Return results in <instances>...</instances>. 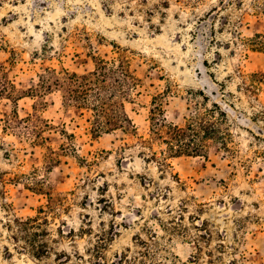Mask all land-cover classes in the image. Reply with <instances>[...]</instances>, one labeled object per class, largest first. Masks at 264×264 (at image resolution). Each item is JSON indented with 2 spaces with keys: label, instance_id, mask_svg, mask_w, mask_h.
Wrapping results in <instances>:
<instances>
[{
  "label": "rangeland",
  "instance_id": "rangeland-1",
  "mask_svg": "<svg viewBox=\"0 0 264 264\" xmlns=\"http://www.w3.org/2000/svg\"><path fill=\"white\" fill-rule=\"evenodd\" d=\"M256 34L264 35V0H0V64L17 89L36 86L50 68L93 70L94 55L115 57L119 45L133 51L141 80L127 103L139 136H148L153 99L164 92L170 122L184 125L217 103L233 135L231 153L210 141L206 155L162 167L144 159L135 136L94 137L88 113L48 93L39 112L53 125L45 135L60 163L46 168V147L19 135L0 144V264H183L193 256L264 264V46ZM36 103L0 96V134L5 113L23 117ZM33 175L42 192L26 188ZM37 215L48 218L34 237L47 243L41 256L15 222Z\"/></svg>",
  "mask_w": 264,
  "mask_h": 264
},
{
  "label": "trees",
  "instance_id": "trees-1",
  "mask_svg": "<svg viewBox=\"0 0 264 264\" xmlns=\"http://www.w3.org/2000/svg\"><path fill=\"white\" fill-rule=\"evenodd\" d=\"M256 35L263 38L258 42L263 47L264 35ZM115 47L117 54L115 57L106 58L95 55L92 57L95 64L93 70L80 73L67 68L61 70L50 68L39 76L36 86L27 90L17 89L16 85L5 75L3 66L0 64V96H6L13 101H18L19 98L25 96L37 98L33 113H27L23 117L17 110L4 114L1 119L0 144L4 146L6 144L3 137L10 134L19 135L33 148L46 147L47 153L44 158L46 168L58 165L60 163L59 153L54 147L47 145L48 138L45 135L53 125L39 112V108L46 105L45 96L58 91L61 93L63 105L78 109L83 114L88 113L87 122L90 124V131L94 137L118 130L126 135L135 136L139 144L147 149V152H142L144 159L148 162H158L162 167H170L168 160L174 157L206 155L210 141L219 143V146L227 153L233 152L229 145L233 142L232 132L223 126L227 114L219 109L217 103H214L213 108L205 107L204 111L197 110L187 118L184 125H179L170 122L165 115L163 109L165 92L157 94L153 99L148 136H139L137 127L127 111V103L133 102L135 96L139 94L141 80L131 67L130 56L133 51L119 45ZM156 146H160L157 151ZM17 149L12 148L11 150L17 152ZM11 150H6L8 155ZM34 176L27 183L26 188L42 192L45 190L44 181ZM13 179L15 181V177H11L10 180ZM48 194L47 209H54V197ZM45 212L44 208L39 209V215ZM47 220V217L38 215L15 220L27 238L31 240L36 256H41L44 248L47 250L45 241L37 244L34 238L47 232L45 229L39 231L43 225L42 221L47 222ZM30 228L33 229L32 232ZM14 239L18 241L17 236ZM189 260L191 264H200L196 256Z\"/></svg>",
  "mask_w": 264,
  "mask_h": 264
}]
</instances>
